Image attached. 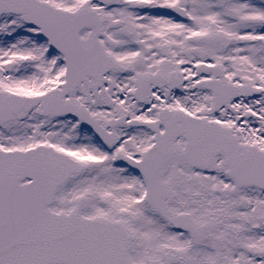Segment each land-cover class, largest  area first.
Listing matches in <instances>:
<instances>
[{"label":"snow or ice","instance_id":"1","mask_svg":"<svg viewBox=\"0 0 264 264\" xmlns=\"http://www.w3.org/2000/svg\"><path fill=\"white\" fill-rule=\"evenodd\" d=\"M0 264H264V0H0Z\"/></svg>","mask_w":264,"mask_h":264}]
</instances>
